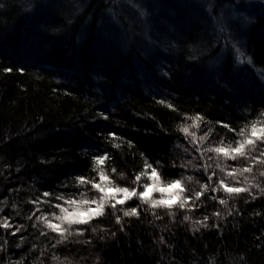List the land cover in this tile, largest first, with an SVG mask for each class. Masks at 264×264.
<instances>
[{"label":"trees","instance_id":"obj_1","mask_svg":"<svg viewBox=\"0 0 264 264\" xmlns=\"http://www.w3.org/2000/svg\"><path fill=\"white\" fill-rule=\"evenodd\" d=\"M262 111L264 0H0V264H264V165L229 179L247 192H212L215 172L182 211L130 200L139 215L106 207L60 244L35 219L87 192L76 178L98 180L94 156L109 155L110 180L134 182L147 161L168 183L193 149L192 117L213 145Z\"/></svg>","mask_w":264,"mask_h":264},{"label":"snow or ice","instance_id":"obj_2","mask_svg":"<svg viewBox=\"0 0 264 264\" xmlns=\"http://www.w3.org/2000/svg\"><path fill=\"white\" fill-rule=\"evenodd\" d=\"M249 63L251 60L249 59ZM163 103V101H161ZM168 107L173 108L174 106L168 105ZM264 116V111L261 113ZM193 120V125L198 127L197 121L203 119L197 115L196 117L191 118ZM258 122L253 121L251 123L250 130L248 127H244L240 129L238 135L241 139L236 140L234 143L232 142H225V139L222 137L220 141L215 144V146H208L203 149L205 153H214L215 157L222 158L223 160H238L243 159L245 161H249L246 166L240 168H231L230 170H226L227 166H225L222 162H217L216 167L220 169L221 172L225 173L226 177H231L235 180L236 175L240 174L243 175L244 173L252 172L253 166L255 165H264V147H260V145H264V124H261L258 128ZM224 128H227L229 131H234L228 124L222 125ZM183 132L188 133V127H183L181 129ZM211 129L205 132L202 136L199 137L200 142H204L207 140L211 134ZM113 135L114 134H110ZM194 137L195 133H191ZM195 143V140L193 141ZM117 145H114V147ZM197 151H201L199 147L196 148ZM253 153H258V155H253ZM109 158V155L106 153L104 155L94 156L93 157V164L94 169H98V176L99 182L95 180H89L84 176H78L76 178L77 183L81 185L91 184L92 188L96 191L100 192L101 195L98 199H87L86 193L80 194V199H65L63 196H58V200L63 201V205H67L65 207L61 204L55 205L56 208L60 210L59 215H54L52 219H49L43 215L36 216L35 219L37 221H41L44 225L50 229L52 232H55L59 235L60 239L56 241L57 244H60L68 239L69 236L72 235H83L82 230H77L75 233L71 230L72 225H80V224H88L92 219L97 216L104 215V209L106 205L111 206L114 210L117 209V205H123L127 200L132 199L133 197H138L141 199L143 203H148L150 207H167L172 208L174 205L178 206L179 208H185L190 201L199 200L203 194L208 191L210 185L209 184H202L200 191H195L194 197L193 196H184L183 194L187 191V189L183 186L181 180L177 179L168 183H164L161 180L159 172L157 171L156 167H153L151 164L145 162V171L141 172L140 174L136 175L135 182H139L142 176L147 175L150 180H153V183H145L143 184V191H137L136 188L129 189L128 187H119L115 185L107 176L103 170V165L105 161ZM209 159H213V156H209ZM209 165L208 167H210ZM151 169L149 173L147 169ZM207 168H205V171ZM113 172L116 170L113 169ZM260 176L264 177V170H261L259 173ZM189 180L191 177L188 178ZM247 179V178H245ZM208 180H212V176H208ZM105 184L107 186H105ZM255 187H259V185H254ZM178 189L177 193H173V190ZM219 189H222L226 194L229 196L238 195L242 192H247V187H237V186H230V184L225 180L221 179L218 181L217 187H213L211 189L212 192H216ZM151 191H158L160 193H170L167 199L160 198V199H151ZM261 191L264 192V188H261ZM45 197L50 196L51 194L48 192H44L42 194ZM212 199H216L215 196ZM39 198L36 201H32V203H40ZM220 204H227L228 201L226 199H220ZM88 206L81 211L75 210V207L78 206ZM95 207H92V206ZM39 211V209H37ZM123 215L127 216H134L139 215L137 207H133L129 210H124ZM214 215H219V213H214ZM29 219H32L30 216ZM184 219L187 221L190 219L189 216H185ZM208 219L207 216L204 217L206 221ZM53 220L59 221V223H54ZM116 222L120 223L121 218L119 216L116 217ZM197 223H203L202 221H197ZM63 225H67L64 227ZM36 225L34 224L33 227ZM206 226V225H205ZM0 227L10 228L11 225L8 222V219L5 218L2 223H0ZM20 229L17 228L16 231ZM41 235H46V233L41 232ZM15 235V232L12 233ZM55 247V245H53Z\"/></svg>","mask_w":264,"mask_h":264},{"label":"rangeland","instance_id":"obj_3","mask_svg":"<svg viewBox=\"0 0 264 264\" xmlns=\"http://www.w3.org/2000/svg\"><path fill=\"white\" fill-rule=\"evenodd\" d=\"M261 124H264V121H261L260 123H258V128L260 127ZM198 128H200V126L196 127L194 125H191V127H188V133H184V136H188L189 138L192 136L191 133H195V136L194 137L192 136V137L196 141L193 144L192 151L186 152V155L184 157L185 162L184 163L183 162H180V165H181V168H182V174H181L182 177L179 178V180L182 181L183 186L187 189V191L183 194L184 196H190V195L191 196H194L195 191H200L201 190V185L202 184H205L204 181H205V179L208 176L211 175L212 178H215V176H216L215 172H217L218 177H219V180L225 179L230 184V186H233L232 183H230V180H229L231 177H226L225 176V173L224 172H221L220 169H218V168H216L218 170L215 171L214 168L216 166L215 167H213V166L211 167L210 166L211 169H213V171L212 172H208V174L202 172V171H205V168H207V169L210 168L208 166H209V162L211 161V159L210 160H208V159L207 160L206 159H200V160H202V161H200V160H196V158L198 156H199V158H201L202 154H204L203 149L206 148V147H208V146H210L211 144L207 140H205L204 142H200L199 137L202 136V135H200L201 132H200V129H198ZM211 146H215V144H213ZM197 147H199L201 149V151H197L196 150ZM205 154H209L210 156H213L214 159H215V161H216V163L217 162L224 163V165L227 166L226 170H230V168H228V167H230V164H226V162L229 161V160H223L222 158L215 157V154L214 153H205ZM194 155L196 156V158H195ZM189 177H191L190 180L188 179ZM219 180H218V178H217V180H215L217 182V184H218V181ZM96 181L99 182V178ZM111 181L115 185H117L119 187H128L129 189L136 188L138 192L144 190L143 189V184H145V183H153V180H150L147 175H145L143 178H141L138 183L134 181V182H132L130 184H126L123 181H121L120 179L118 180V178H115V179L113 178V179H111ZM189 184H191L192 186L194 185V189H191L190 190L189 189L190 187L189 188L187 187ZM105 186H107V185L105 184ZM178 191H179L178 189H175V190H173V193H177ZM86 194H87V197H86L87 199H94V198L95 199H98L100 197V195H101L100 192H98V191H96L95 189L92 188L91 184H88V189H87ZM169 195H170V193H160L158 191H151V199H160V198L167 199ZM76 199H80V197L79 198H76ZM130 200H135L139 206H144V207L148 208L151 211L152 210L154 211V210L160 208V209L164 210L168 215H172L173 213L178 212V210H180V211L183 210L182 208H179L178 206H175V205L172 208H167V207H156V208H152V207L149 206L148 203H143L141 201V199H139L138 197H133L132 199L127 200L123 205H117V209L116 210H119V214H121L124 210H129L127 208V205L126 204ZM190 203L191 202H189V204ZM63 206L68 207L67 205H63ZM187 206L185 207V209L187 208ZM74 207H75V210L81 211V210L85 209L88 206L81 205V206H78V207H76V206H74ZM92 207H95V206L93 205ZM106 207L109 208V209H111V210H114L109 205H106L105 208ZM58 211H59V213L57 212L56 215H59L60 214V210H58ZM52 217L51 218L50 217H47V218L52 219ZM53 222L54 223H59V221H55V220H53ZM82 225H85V224H80L78 226L80 227Z\"/></svg>","mask_w":264,"mask_h":264}]
</instances>
